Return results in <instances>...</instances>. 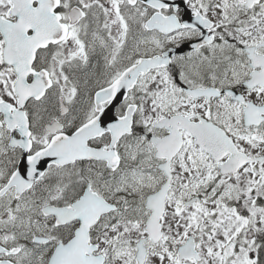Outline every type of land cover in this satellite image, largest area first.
<instances>
[{"label": "snow or ice", "instance_id": "6c2138e0", "mask_svg": "<svg viewBox=\"0 0 264 264\" xmlns=\"http://www.w3.org/2000/svg\"><path fill=\"white\" fill-rule=\"evenodd\" d=\"M0 264H264V0H0Z\"/></svg>", "mask_w": 264, "mask_h": 264}]
</instances>
